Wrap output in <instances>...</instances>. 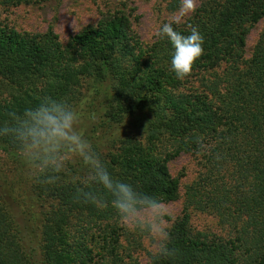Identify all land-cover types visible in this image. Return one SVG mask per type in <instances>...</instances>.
Masks as SVG:
<instances>
[{"label": "trees", "instance_id": "obj_1", "mask_svg": "<svg viewBox=\"0 0 264 264\" xmlns=\"http://www.w3.org/2000/svg\"><path fill=\"white\" fill-rule=\"evenodd\" d=\"M263 17L264 0H205L134 56L140 75L122 62L133 53L122 14L65 46L52 25L36 35L0 26V78L20 92L0 107V153L14 165L9 177L0 161V264H128L111 224L178 197L168 162L181 153L203 166L187 204L215 212L230 234L199 238L184 213L153 264H264V34L244 57ZM200 74L202 90L163 93ZM43 76L45 92L34 93ZM162 136L175 147L158 151ZM70 150L77 156L62 159ZM80 215L104 233L69 241L65 224Z\"/></svg>", "mask_w": 264, "mask_h": 264}, {"label": "rangeland", "instance_id": "obj_2", "mask_svg": "<svg viewBox=\"0 0 264 264\" xmlns=\"http://www.w3.org/2000/svg\"><path fill=\"white\" fill-rule=\"evenodd\" d=\"M203 1L205 0H60L59 3L17 6L0 4V26L36 35L42 34L49 25H52L61 46H65L69 43V37L82 28L95 27L116 13L122 14L128 22L129 49H133L131 55L122 56V62L124 68L135 75L139 65L135 62L134 56L146 53L160 36L182 25ZM263 34L264 17L247 34L245 58L251 55L255 43ZM136 75H140V71H137ZM201 78L202 74L188 77L181 86L175 88L167 85L163 93L202 90ZM49 80L50 78L46 76L32 79L30 85L34 93L45 92ZM19 94L17 87L0 78V107L9 103L14 95ZM156 144L158 151L163 153L173 148L174 141L170 137L162 136L157 139ZM77 154L78 152L70 150L61 157L71 159ZM0 161L7 176L13 177L12 162L3 153H0ZM168 169L171 175L179 180V195L176 199L141 210L127 211L111 224L115 233L119 235L121 243L119 252L128 264L132 260L137 264H153V257L163 246L171 223L184 213H188L193 235L199 238L229 237V229L215 212L200 210L186 202L187 185L203 170L201 157L194 153H181L168 162ZM81 217L82 215L74 216L65 224L66 237L69 241L89 243L91 234L97 236L104 233L102 225H86V221ZM83 233L87 234L83 236ZM98 251L100 246L97 244L94 246V255Z\"/></svg>", "mask_w": 264, "mask_h": 264}]
</instances>
